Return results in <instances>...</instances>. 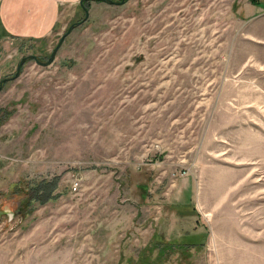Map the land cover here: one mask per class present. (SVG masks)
I'll use <instances>...</instances> for the list:
<instances>
[{"label":"rangeland","instance_id":"374dc122","mask_svg":"<svg viewBox=\"0 0 264 264\" xmlns=\"http://www.w3.org/2000/svg\"><path fill=\"white\" fill-rule=\"evenodd\" d=\"M84 6L2 85L0 264H264V0Z\"/></svg>","mask_w":264,"mask_h":264},{"label":"crops","instance_id":"0c3cea01","mask_svg":"<svg viewBox=\"0 0 264 264\" xmlns=\"http://www.w3.org/2000/svg\"><path fill=\"white\" fill-rule=\"evenodd\" d=\"M79 1L0 0V55L17 42L51 41L58 22L67 15L68 7ZM187 211L186 206L172 207V212L179 216L191 215L185 214Z\"/></svg>","mask_w":264,"mask_h":264},{"label":"water","instance_id":"95a60500","mask_svg":"<svg viewBox=\"0 0 264 264\" xmlns=\"http://www.w3.org/2000/svg\"><path fill=\"white\" fill-rule=\"evenodd\" d=\"M87 2H100V3H105V4H108V5L121 6V5L124 4L125 0H122L120 3H118V2H114V1H112V0H81V1H80V7H81L82 10L85 12V19H84L82 22H80V23H76V24H74V25H72V26L69 27L67 33H65V34L61 37V39H60L58 45L56 46V48H55L54 51L52 52V54H51V56H50V58L48 59L47 62H41V61H39V60L37 59V57H35V56H28V57L23 58V59L20 61L18 67H17L15 77H13V78H11V79H5V80L2 81V84L0 85V92H1V90H2V85H3V83L8 82V81H13V80H15V79H17V78L19 77V75H20V70H21L22 66H23L26 62L32 60V61H34L37 65L42 66V67H48V66L52 65L53 60H54V57H55L57 51H58V50L60 49V47L62 46V43H63V41L65 40V38H66V37H67V36H68V35L74 30V28H76V27L82 25V24L88 19V10H87L86 7L84 6V4L87 3Z\"/></svg>","mask_w":264,"mask_h":264},{"label":"trees","instance_id":"16d2710c","mask_svg":"<svg viewBox=\"0 0 264 264\" xmlns=\"http://www.w3.org/2000/svg\"><path fill=\"white\" fill-rule=\"evenodd\" d=\"M50 190H52V189H50ZM202 239H203L202 236H196V237L191 238V239H183L181 241L171 242L168 244H169V246L184 245L187 247H198L202 244V241H203Z\"/></svg>","mask_w":264,"mask_h":264}]
</instances>
